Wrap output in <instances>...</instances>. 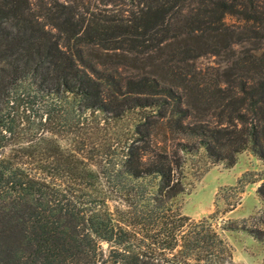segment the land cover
<instances>
[{
  "label": "trees",
  "instance_id": "1",
  "mask_svg": "<svg viewBox=\"0 0 264 264\" xmlns=\"http://www.w3.org/2000/svg\"><path fill=\"white\" fill-rule=\"evenodd\" d=\"M85 2L0 0V264L228 263L177 198L192 152L264 161V0Z\"/></svg>",
  "mask_w": 264,
  "mask_h": 264
},
{
  "label": "rangeland",
  "instance_id": "2",
  "mask_svg": "<svg viewBox=\"0 0 264 264\" xmlns=\"http://www.w3.org/2000/svg\"><path fill=\"white\" fill-rule=\"evenodd\" d=\"M85 1L99 6L100 10L110 11L106 12L109 14L116 9L114 4H107V0ZM122 3H125L124 0ZM226 22L232 23L234 19L226 17ZM200 62L202 66H212L213 59L207 58ZM116 126L124 127L122 123ZM183 175L185 192L177 198L180 213L194 220L215 213L213 226L232 249L231 260L225 264H261L264 242L253 239L236 227L246 225L264 229V204L257 193L258 187L264 182V161L244 151L237 155L233 166L226 167L222 163H211L199 150L185 156ZM238 182L243 189L240 203L230 212L224 213L226 203L232 198L229 188Z\"/></svg>",
  "mask_w": 264,
  "mask_h": 264
}]
</instances>
